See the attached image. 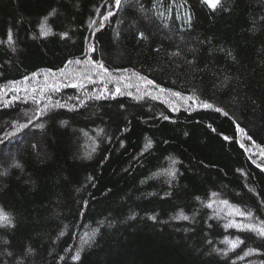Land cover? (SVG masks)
<instances>
[{
	"label": "trees",
	"instance_id": "trees-1",
	"mask_svg": "<svg viewBox=\"0 0 264 264\" xmlns=\"http://www.w3.org/2000/svg\"><path fill=\"white\" fill-rule=\"evenodd\" d=\"M0 41V264H264L226 227L264 222V0H0Z\"/></svg>",
	"mask_w": 264,
	"mask_h": 264
},
{
	"label": "snow or ice",
	"instance_id": "snow-or-ice-1",
	"mask_svg": "<svg viewBox=\"0 0 264 264\" xmlns=\"http://www.w3.org/2000/svg\"><path fill=\"white\" fill-rule=\"evenodd\" d=\"M201 3L205 4L206 6H208L209 8L215 10L218 5H220V2L221 0H200ZM114 6L116 8H119L121 6V0H114ZM56 14V9H52V11H50L48 13V16L44 17V21L41 23L40 25V35L43 36V37H47L49 36L51 33V28L48 26L47 24V21H48V17L49 16H54ZM114 13L109 11L107 13V15H104L103 16V19L104 20H108L109 17L113 16ZM92 23H96V21H92ZM91 27V24L89 25ZM99 29H97L98 31ZM62 38L64 37H67V33H61L60 34ZM140 36L141 38H144V34L143 33H140ZM35 38V37H34ZM0 43H4V41H0ZM6 43L11 46L14 44V40H13V36H12V33L11 31L8 32V37H7V41ZM90 50L91 51H95V48L94 47H90ZM90 63H93V61H89ZM71 63V61H70ZM76 63H79V61H76ZM96 64V67L99 68V69H103L104 72H107V69L104 68V65L103 63H100V62H94ZM35 75V74H34ZM141 79H144L145 80V83L151 85L153 84L154 82L152 80H147L146 78H143L141 77ZM161 92L165 91L164 89H160ZM117 92H119V89H117ZM174 95L176 96H180V93H174ZM97 99H99L100 97H96ZM185 101H189V100H192L195 102L196 98H194L193 96H188V97H185L184 98ZM60 107H63V105H60ZM201 107L203 108H206V109H210V108H213V105L211 104H208V103H201ZM215 111L217 112H221L222 109H219V108H216ZM225 116L228 115L227 112H224L223 113ZM165 120L168 119L167 116H164L163 117ZM29 123H31V120H29ZM61 123L63 124H66L67 121H61ZM22 127H27V125H22ZM240 132H244V129L243 128H239L238 129ZM214 131V129H213ZM225 140L229 139L228 137H224ZM249 140H251L252 138L249 136L248 137ZM121 146H123V144H121ZM151 147V141L149 140L147 142V144L145 145V149L147 148H150ZM241 147H244L243 144H241ZM261 155H264V149H261ZM173 164L177 163V161L173 160L172 161ZM14 167H20L19 164H14L13 165ZM257 167H261V165H257ZM264 170V169H262ZM7 173L6 172H3V173H0V175H6ZM170 176H172L173 178H175V175H176V170L175 169H172L171 171H169L168 173ZM213 195H215V193H213ZM225 206L229 207L232 209V212H234L236 215H239V216H245L246 214L244 212H241L239 209H236L234 208L233 206H230L228 205V202L227 201H223L222 202ZM209 207H211V205H209ZM231 214V213H230ZM247 215H251V213H248ZM180 219H184V220H188L189 217L188 216H185L183 214H181L180 217H178ZM150 219H153L155 220L156 218L153 216V217H150ZM8 226H13V221L12 219L3 211V209H0V227H8ZM237 227L239 229H242V230H247V231H252V232H255L257 233V235H259L260 237L264 238V222H262L261 226L257 227L256 225H251V224H235V223H230L229 225H226V227ZM60 235H63V232L60 233ZM95 236V232L92 234V237H90L89 239L93 238ZM84 243H88V240H85ZM227 243L230 244L231 246V249H235L237 247H239V245L243 244L244 241L237 238L235 240H231V241H227ZM227 254V253H225ZM76 259H79V253H77V256L75 257Z\"/></svg>",
	"mask_w": 264,
	"mask_h": 264
}]
</instances>
